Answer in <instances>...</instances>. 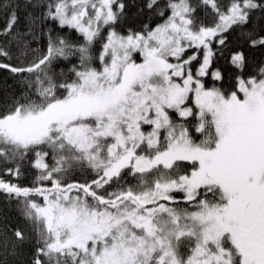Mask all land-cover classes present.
<instances>
[{"label": "snow or ice", "instance_id": "snow-or-ice-1", "mask_svg": "<svg viewBox=\"0 0 264 264\" xmlns=\"http://www.w3.org/2000/svg\"><path fill=\"white\" fill-rule=\"evenodd\" d=\"M201 3L210 26L190 0H145L162 22L126 34L124 0L30 3L41 14L19 30V7L0 3V57H25L0 62L24 85L0 108V192L32 224L28 264H264V67L230 92L204 82L223 79L225 34L264 0ZM230 63L242 71L247 57ZM27 170L30 185L13 182ZM27 240L0 230L5 252Z\"/></svg>", "mask_w": 264, "mask_h": 264}, {"label": "trees", "instance_id": "trees-1", "mask_svg": "<svg viewBox=\"0 0 264 264\" xmlns=\"http://www.w3.org/2000/svg\"><path fill=\"white\" fill-rule=\"evenodd\" d=\"M37 2L46 3L47 0H0V3L7 5L11 3L14 7H19V15L21 17V24L19 27H24L26 21L29 19L25 13H31L35 16H40L41 9L37 7H29V4L35 5ZM129 7L126 9L125 16L116 25L117 31L126 34L129 28L139 31L143 25L147 24L150 27H155L156 24L161 23L162 19L156 15L155 12H149L144 8L145 0H124ZM192 6L196 9V16L200 18L205 24L209 25L214 22V17L211 9H205L202 5L201 0H190ZM230 0H218V3L227 5ZM167 3V0H159V7L163 9ZM144 8L143 11H140ZM8 21V14L0 8V29H3ZM53 27V22L46 21L44 25L45 33ZM61 31V34L69 36L75 40L79 34L75 33L74 30L67 28ZM249 34L254 35L256 38L264 36V10L256 9L250 14V21L246 25L234 26L233 29L229 30L225 35L227 36L225 46L220 49L223 55L219 52L213 63V68H219L223 79L221 81H213L211 76L205 78V84L207 87H222L226 92L235 90L236 77L238 75L247 78L252 75H256L261 67H264V46L257 45L252 47L250 45ZM46 43V36L41 39L38 43H33L32 48L43 49ZM7 44L6 37L0 35V46ZM11 59H5L0 57V62L12 63L14 65L20 64L25 57L21 56L19 51L15 47H10ZM234 51H243L247 57V63L243 70L236 68L230 63V55ZM37 52L34 55H39ZM33 54H29L27 59H32ZM139 58V57H138ZM65 65L61 64L59 68H64ZM24 85L22 83V77L11 74L6 70L0 69V108H2L6 102L10 101L15 95H19L23 92ZM194 139H200L199 134L193 133ZM34 177L32 170H27L25 175L19 181L23 185H30ZM135 183V181H132ZM186 206V205H182ZM5 227L9 229H21L28 237L26 243H24L18 251L13 254L9 248L5 252L0 248V264H28L31 257V253L34 250V233L33 227L30 221H27L23 216L21 207L16 203L14 199L10 200L7 195L0 192V230ZM11 236V232L8 234Z\"/></svg>", "mask_w": 264, "mask_h": 264}, {"label": "rangeland", "instance_id": "rangeland-1", "mask_svg": "<svg viewBox=\"0 0 264 264\" xmlns=\"http://www.w3.org/2000/svg\"><path fill=\"white\" fill-rule=\"evenodd\" d=\"M190 3H191V2H190ZM212 24H213V23H212ZM212 24H210V25H212ZM210 25H209V26H210ZM135 58L137 59V62H140V59H141V58H138V57H135Z\"/></svg>", "mask_w": 264, "mask_h": 264}]
</instances>
